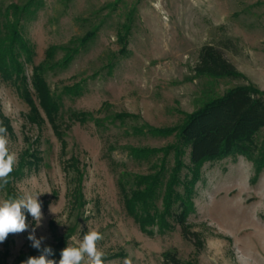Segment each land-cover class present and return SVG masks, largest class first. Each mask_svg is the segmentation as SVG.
<instances>
[{
	"label": "rangeland",
	"instance_id": "obj_1",
	"mask_svg": "<svg viewBox=\"0 0 264 264\" xmlns=\"http://www.w3.org/2000/svg\"><path fill=\"white\" fill-rule=\"evenodd\" d=\"M13 1L0 0V8ZM45 1L36 20L26 23L33 56L23 75L36 109L0 74V125L17 154L0 199L42 193L35 235L45 237L42 246L60 247V254L95 229L111 264H172L168 253L185 264H264V130L253 159L235 154L206 162L189 194L185 182L177 188L191 203L188 238L173 221L164 231L142 230L120 186H129L132 175L159 171L161 149L175 144V133L151 130L176 129L186 115L236 86L264 92V0ZM97 27L87 49L68 66L40 73L35 83L49 50ZM206 45L221 49L246 80L199 76L195 67ZM54 54L56 62L64 56ZM43 93L48 101H41ZM133 149L158 152L135 159ZM183 160L189 162L188 154ZM25 214L29 229L0 243V264L39 256L27 239L36 222ZM60 254L48 258L58 264Z\"/></svg>",
	"mask_w": 264,
	"mask_h": 264
},
{
	"label": "trees",
	"instance_id": "obj_2",
	"mask_svg": "<svg viewBox=\"0 0 264 264\" xmlns=\"http://www.w3.org/2000/svg\"><path fill=\"white\" fill-rule=\"evenodd\" d=\"M18 1L5 2L0 8V74L2 77H8L10 83L17 86L27 104L35 110L36 105L23 75L25 65L32 62L33 56V45L26 36V23L36 20L38 13L44 9L46 1ZM125 28L129 34L131 27ZM98 31V27L94 28L83 37L59 46L57 50L64 53L61 61L54 60V53L57 50L54 48L49 50L46 61L35 69V83L39 84L37 81L40 73L45 75L48 69L55 70L68 66L82 49H87L94 41ZM195 71L199 76L213 79L246 80V77L225 57L223 51L214 45L201 48ZM38 90H41L39 86H37ZM43 92L47 93L45 90ZM47 96V99L51 97ZM42 100H46L44 93ZM263 130L264 92L248 84L236 86L208 102L195 113L186 115L184 122L174 130L165 132L151 130L152 134L175 133L176 142L161 149L165 156L159 171L148 175H132L129 186L120 183L126 210L146 232H151L149 228L152 227L164 231L170 228L169 222L173 221L181 226L183 234L188 238L190 232L186 221L191 212V203L188 195L185 197L178 193L177 188L183 181L189 194L191 186L200 177L201 167L206 162L235 154L253 159L262 147L258 145L256 139ZM156 152L158 151L133 149L130 155L135 159H146L150 153ZM171 153L174 154L173 162L168 160ZM187 154L189 162L183 160ZM154 165V168L159 166V160L158 164ZM184 169L187 173L185 178L181 179V172ZM188 175H191V179ZM193 235L197 237V234ZM49 247L53 250L52 255L60 254V247ZM37 252L41 254L40 250ZM31 256L33 255L19 259L18 264ZM165 258L172 264H185L176 254L168 253Z\"/></svg>",
	"mask_w": 264,
	"mask_h": 264
},
{
	"label": "clouds",
	"instance_id": "obj_3",
	"mask_svg": "<svg viewBox=\"0 0 264 264\" xmlns=\"http://www.w3.org/2000/svg\"><path fill=\"white\" fill-rule=\"evenodd\" d=\"M7 128L0 125V189L9 184V177L17 163V154L9 150ZM42 193L24 192L21 195L8 196L0 199V243L6 241L10 234H19L28 231L27 216L30 214L36 222L27 239L31 247L40 250L41 254L31 256L22 264H57L48 257L53 254L49 246H42L45 237L37 238L36 227L41 226L43 220L42 202L38 199ZM75 239V237H73ZM103 239L98 230L87 231L77 245H69L62 249L58 264H111L105 260V253L98 248V242ZM125 264H131L126 260Z\"/></svg>",
	"mask_w": 264,
	"mask_h": 264
}]
</instances>
